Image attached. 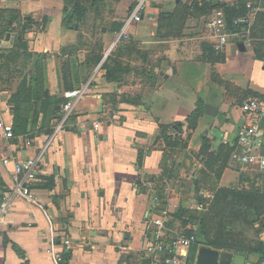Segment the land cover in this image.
<instances>
[{"label":"crops","instance_id":"crops-1","mask_svg":"<svg viewBox=\"0 0 264 264\" xmlns=\"http://www.w3.org/2000/svg\"><path fill=\"white\" fill-rule=\"evenodd\" d=\"M93 1L86 9L88 0H0V22L8 24L1 48L12 38L20 40V26L24 38H31L28 93L36 111V131H30L31 123L26 133L11 137L0 130V196L13 185V162L35 156L52 134L53 110L66 101L64 91L90 80L65 128L42 155L31 186L35 198L14 197L0 215V264H53L61 248L68 264H140L146 225L159 215L154 186L160 183L165 200L174 199L167 195L168 182L198 177L204 168L203 137L208 153L231 145L241 122L238 100L247 92H264V64L252 56L251 38L240 49L232 36L216 47L211 32L201 28L174 38L157 33L158 10L169 11L179 0H148L144 16L128 28L129 38L104 57L127 3ZM249 2L264 10V0ZM74 3L82 11L67 24L65 13ZM206 44L223 60L211 64ZM108 67L114 79L106 78ZM207 103L218 107L215 116L206 113ZM13 106L12 91L0 86V120L13 123ZM196 113L192 127L189 118ZM93 121L100 124L96 131ZM160 126L167 127L171 143L161 136ZM164 169H173V175L163 174ZM249 181L256 177L228 162L216 185ZM172 219L169 225L165 219L168 236L183 233L180 221ZM199 246L189 249L194 263Z\"/></svg>","mask_w":264,"mask_h":264},{"label":"trees","instance_id":"trees-1","mask_svg":"<svg viewBox=\"0 0 264 264\" xmlns=\"http://www.w3.org/2000/svg\"><path fill=\"white\" fill-rule=\"evenodd\" d=\"M250 1L253 2V0ZM179 2L180 1L177 2L176 6L182 4ZM247 2H249V0H232L228 2L210 4L208 0H192L191 4H187L186 6L196 7L197 9L209 7L211 12L212 9L215 8L222 9L228 29L233 33L232 38H234L238 44H243L246 41V37L251 38L250 45L253 52L252 56L255 59L261 60L264 64V10H257L250 24H247L245 21H241L237 24L233 23L234 18L245 16L247 14ZM80 11H82V6L79 3H74L71 10H67L65 13V23L68 24L72 20L76 19L75 15ZM169 14L170 13H162V15L166 16ZM159 23L158 19V29L160 25ZM121 24L122 22L119 23L114 30L117 31ZM234 33L237 34L234 35ZM205 49V51H207V59L211 64H214L219 60H223V55L215 53L210 45L206 44ZM24 52L25 50L21 53ZM114 77L115 76L113 72H111V68L108 67L106 70V78L111 80L114 79ZM21 85L24 86V81H21ZM14 102L15 106L12 107L13 134H24L28 130L29 118L19 111V105H17L18 101L14 100ZM197 102L200 103L199 100H197ZM61 103L54 107V115H56V111ZM196 116L197 113L189 118L190 125L192 127L195 125ZM167 127L162 126L161 128L160 126V134L167 143H171L169 139L170 136L165 132ZM207 141V138L203 137L200 153L207 155V157L204 160V168H202L200 174L207 171L208 168L209 173H215V180L217 181L223 169L228 165L230 152L234 145L233 143L231 145H222L221 149L217 153H208L207 151L209 149V145ZM214 162L219 163L217 169L213 167L215 164ZM165 173L168 176H172L169 174L173 173V169H164L163 174ZM201 182L202 179L199 176L192 177L193 191L196 194L195 199L199 204H201V210L198 211L197 209H192L191 211H194L193 213L188 211V208L179 206L172 213V215L180 221L182 226H185V229L182 230L185 235H195L196 238L195 242L191 246L192 249L195 250L197 245H204L224 251H230L232 253H242L247 259L251 260V264H260V262L264 260V240L258 239L256 245H248L242 241V238L239 237L241 234L240 232L230 229L229 222L235 219H242L257 229V224H254L260 221V216L264 208V194L259 193L256 189L255 191H249L247 189L238 188L236 185H216V188L212 192L211 199H209V205L205 206V200L208 199H205L203 192L199 190ZM159 184L155 185L154 188L156 190V196L159 200V209H164L166 206V200L165 196L161 194ZM192 249L187 258V264H195L194 252ZM16 250L22 257H24V252L19 247L16 246ZM22 264H27V260H24Z\"/></svg>","mask_w":264,"mask_h":264},{"label":"built area","instance_id":"built-area-1","mask_svg":"<svg viewBox=\"0 0 264 264\" xmlns=\"http://www.w3.org/2000/svg\"><path fill=\"white\" fill-rule=\"evenodd\" d=\"M148 0H135L126 16L122 19V24L117 31H114L113 39L109 47L104 52V57L109 51L122 40L129 38L128 28L139 21L145 14ZM247 15L233 19L237 24L241 21H248L257 9L251 2L246 3ZM207 26L211 35L215 38V46L220 47L229 41L233 33L228 29L222 9L216 8L212 11ZM237 33H234L236 35ZM1 49V43H0ZM90 80L80 83L64 91L66 101L61 103L56 111V121L52 134L48 136L43 148L32 157H27L13 162V185L10 190L0 196V215L8 211L9 202L14 197H22L33 200L35 193L32 189L33 182L37 179L41 170L42 155L52 138L58 131H62L67 119L74 110L76 102L82 97L88 88ZM241 122L236 130L233 149L230 152L229 163L238 164L243 168L255 170L264 175V92L260 95H249L240 103ZM100 124L92 122V128L98 130ZM11 122L0 120V130L5 137L13 135ZM8 161L3 159V163ZM195 235L174 232L168 236V228L165 225V218L162 215L155 216L146 225V230L142 238L144 254L150 259V264H187L189 249L195 242ZM69 240L64 239L63 244H68ZM248 262V263H247ZM53 264H68V259L61 248L53 255ZM244 264H251V260H245ZM264 264V260L260 262Z\"/></svg>","mask_w":264,"mask_h":264},{"label":"rangeland","instance_id":"rangeland-1","mask_svg":"<svg viewBox=\"0 0 264 264\" xmlns=\"http://www.w3.org/2000/svg\"><path fill=\"white\" fill-rule=\"evenodd\" d=\"M116 2H120L122 4L127 3V7L124 10V13L122 16H125L126 13H128V9L131 5L134 4L135 0H115ZM182 4L179 6H172V9L169 11H160L158 10V19H159V29L158 34L165 36V37H179L182 35V32L184 30H188L192 32V29L199 30L200 28L203 29V31H207L208 35L210 34V30L208 26L206 25L207 22L211 18V9L208 7L197 9L196 7H190L186 6L187 4L179 0ZM88 2H91L90 4L85 3L83 6L92 8L94 3L93 0H88ZM179 2V3H180ZM120 4V5H121ZM177 4V3H176ZM69 5V4H68ZM185 5V7H184ZM170 13L168 16L162 15ZM120 19L114 20L113 22L116 24ZM7 23L0 22V36L5 37V32L8 30V27H6ZM8 25V24H7ZM118 24L115 25V27ZM12 29H16V27H12ZM11 30V31H13ZM96 31L99 30V27H96ZM18 34H20V40L16 41L15 38L11 39V42L5 43V46L0 49V86L2 88H6L13 93V99L15 101H18L19 105V111L23 115H28L29 123H31V129L30 131H36V128L34 126L35 116L34 111L35 107L34 102L30 100V94L28 93V83H29V77H30V68H29V58H30V50L32 48V43L30 41L31 38H24V34L21 33L23 31L22 26L18 27ZM24 39V40H23ZM133 45V44H132ZM22 46L25 48V52L21 53L19 51V47ZM251 46V45H249ZM140 54V52L138 51ZM212 78L214 79V75L212 74ZM21 81H24V86L19 85ZM38 92H41V88H39ZM251 93H245L240 97L238 100L239 103L243 101L247 96H249ZM24 98L23 101L20 99ZM25 100V101H24ZM36 113V111H35ZM215 164L213 167L217 169V166L219 165L218 162H214ZM233 167H236L237 170H240L244 175L247 176H254L256 177V181H249L246 183H236L238 188L241 189H247L249 191H255V189L259 192L264 194V178L258 174L255 170H250L248 168H243L237 164H232ZM187 173L190 172L189 169L186 171ZM170 175H173V173ZM199 177L202 179V182L200 183L199 190L203 192L205 199V206H208L211 199V195L213 190L216 188V180H215V173H209L208 168L207 171L202 172ZM191 179L192 177L189 176V178H184L183 181H176V179L168 182L169 188H167V195L169 198H173L172 200H166V210L165 214L162 212L163 209H159L157 214L162 215L165 219H168V222L166 221V224L169 225V222H172L174 216L172 215L173 211L176 210L177 207L182 206L185 208H188V211H191L192 209H197L194 207V204H197V200L195 199V192L193 191V187L191 186ZM233 185V184H232ZM229 186V185H227ZM174 189V191H173ZM153 193V189L151 190ZM151 198V196H150ZM152 202L149 200L148 208L152 207ZM204 205V203H203ZM201 206V205H200ZM198 211L201 210V207L197 209ZM166 216V217H165ZM257 224L256 227L252 226L251 224L246 223L242 219H235L229 222V227L233 231L240 232L239 235L240 238H242V241L247 243L250 246H254L257 244L258 239L264 240V208L262 210L260 221L255 223ZM181 227L185 229V226Z\"/></svg>","mask_w":264,"mask_h":264},{"label":"water","instance_id":"water-1","mask_svg":"<svg viewBox=\"0 0 264 264\" xmlns=\"http://www.w3.org/2000/svg\"><path fill=\"white\" fill-rule=\"evenodd\" d=\"M240 49H244V45L239 44ZM205 111L207 114L215 116L218 111V107L212 104L205 105ZM145 191V188L142 189ZM246 256L242 253H232L230 251H224L217 248L207 247L200 245L197 249L195 256L196 264H244ZM248 263V262H247ZM140 264H150L148 256L141 258Z\"/></svg>","mask_w":264,"mask_h":264}]
</instances>
